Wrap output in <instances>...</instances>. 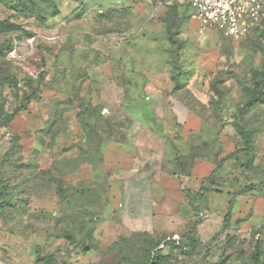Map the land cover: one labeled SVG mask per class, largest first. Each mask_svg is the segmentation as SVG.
Returning <instances> with one entry per match:
<instances>
[{
    "label": "rangeland",
    "instance_id": "rangeland-1",
    "mask_svg": "<svg viewBox=\"0 0 264 264\" xmlns=\"http://www.w3.org/2000/svg\"><path fill=\"white\" fill-rule=\"evenodd\" d=\"M263 39L185 0H0V264H264Z\"/></svg>",
    "mask_w": 264,
    "mask_h": 264
},
{
    "label": "built area",
    "instance_id": "built-area-1",
    "mask_svg": "<svg viewBox=\"0 0 264 264\" xmlns=\"http://www.w3.org/2000/svg\"><path fill=\"white\" fill-rule=\"evenodd\" d=\"M200 27L234 41L245 38L264 14V0H185Z\"/></svg>",
    "mask_w": 264,
    "mask_h": 264
},
{
    "label": "crops",
    "instance_id": "crops-1",
    "mask_svg": "<svg viewBox=\"0 0 264 264\" xmlns=\"http://www.w3.org/2000/svg\"><path fill=\"white\" fill-rule=\"evenodd\" d=\"M261 21L264 22V14L256 21L255 25L252 27V29L249 32L250 35L253 32V30L255 29V27H257L261 23ZM263 42H264V39H263ZM187 123H189V128L195 127L198 130H200V128H201V121L194 114L189 115V117L187 118ZM133 167L134 166H132L131 168H129L127 170L122 171V172H124V174L122 176V180H121V182H122L121 186L123 188V196H132V195L137 196V170H133L132 172L129 171ZM131 205L132 204L125 199L122 206H121V212L127 213V211L129 210V206H131Z\"/></svg>",
    "mask_w": 264,
    "mask_h": 264
},
{
    "label": "trees",
    "instance_id": "trees-1",
    "mask_svg": "<svg viewBox=\"0 0 264 264\" xmlns=\"http://www.w3.org/2000/svg\"><path fill=\"white\" fill-rule=\"evenodd\" d=\"M253 75H254L255 78L258 79L257 82L254 83L255 86L258 87L259 82H263L264 83V74H259V72L256 70V71L253 72ZM263 95H264V93L261 92V91L253 92V93H251L250 98H249V100H248L247 103L249 105H251L253 103H256V102L264 103V97H263ZM256 259H257V257L255 258V260Z\"/></svg>",
    "mask_w": 264,
    "mask_h": 264
}]
</instances>
